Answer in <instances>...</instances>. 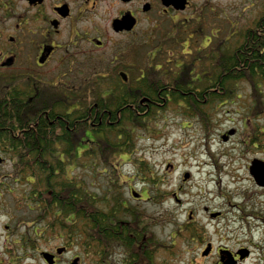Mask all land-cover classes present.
<instances>
[{
    "label": "flooded vegetation",
    "instance_id": "flooded-vegetation-1",
    "mask_svg": "<svg viewBox=\"0 0 264 264\" xmlns=\"http://www.w3.org/2000/svg\"><path fill=\"white\" fill-rule=\"evenodd\" d=\"M230 12H234L231 19ZM124 18L132 24L130 30H119ZM226 20L232 32L223 36L220 22ZM257 39L264 41V0H0V85L9 92L19 87L24 94L30 91L31 96L43 100L36 126L42 120L55 127L76 120L94 128L104 119L113 125L119 123V101L111 100L115 91L109 90L107 78L113 71L135 68L137 55H129L132 45L151 48V68L161 67L159 62L158 67L153 66L154 59L164 54L165 71L179 74V78L177 74L170 79L180 83L183 99L179 104L186 108L188 95L201 91L194 86L200 79L199 70L192 68L188 80L184 65L190 57L197 54L201 64L210 53L217 59L221 44L232 58L236 44ZM129 57L132 65L126 61ZM217 66L214 63L212 70L217 71ZM26 71L57 72L42 81L45 78L38 72ZM73 71L97 72L76 84ZM85 86L96 92L90 101L87 97V109L75 99ZM213 91L214 95L218 92L216 88ZM59 103L67 115L57 108ZM115 103L117 106L105 108ZM191 103L213 106V112L220 106L216 99ZM168 104L171 98L161 92L152 107ZM195 122L201 125L205 142L202 157L206 159L201 166L211 170L200 179L184 172L175 190L172 180L165 181L167 214L176 215L172 208L176 203L181 215L179 222H174L176 228L171 229L172 246L184 252L186 264H264V109L257 117H240L238 126L231 121L234 124L224 130H220L218 116L207 118L210 127L203 128L199 118ZM167 168L173 165L168 163ZM52 193L48 190L49 196ZM54 202L52 212L59 217ZM38 208L41 210L33 215L36 220L32 225H4L0 264H104L76 239L68 219L62 228L50 220L39 225V217L51 212L47 214L41 204ZM236 232L247 234L245 243L233 238ZM154 260L143 264H158Z\"/></svg>",
    "mask_w": 264,
    "mask_h": 264
},
{
    "label": "trees",
    "instance_id": "trees-1",
    "mask_svg": "<svg viewBox=\"0 0 264 264\" xmlns=\"http://www.w3.org/2000/svg\"><path fill=\"white\" fill-rule=\"evenodd\" d=\"M260 51H264V41L260 39L245 41L235 45L234 57L231 58L230 51L220 44L217 59L211 53L203 57L202 66L204 67L203 61H208V71L200 65L201 61L197 59V54L190 57L184 65L188 80L191 81L192 68L200 71L197 77L202 79L194 82L195 89L201 91L188 95L186 108L179 104L183 99L180 83L170 79L178 73L165 71L168 66L164 54L160 58L162 65L159 69L146 65L140 68L125 67L126 71H113L114 74L107 78V85L109 90L113 88L112 91H115L111 95V100L119 101V123L111 125L108 119H104L101 124L96 123L94 128L88 122L79 123L76 120L61 123L57 127L42 120L36 126L37 118L43 109L41 108L43 100L31 96L30 91L24 94L19 87L9 92L0 85V154L7 161L12 162L13 181L17 183L16 181L22 180L24 182L22 187L29 188L30 191L26 194L31 205L37 208L36 211L41 210L38 208L41 204L45 210H48L47 214L51 212L50 215L40 216L38 224L50 220L57 222L62 228L66 226L68 219L76 230V239L100 260H106L119 243L131 253L132 259L140 260L139 262L145 259L152 260L153 253L161 245L154 236L147 243L141 235H137L140 230H145L142 214L126 208V201L119 196L118 181L111 183L114 194L109 192L102 197H96L95 194L88 193L86 187L73 178L74 174L71 178L66 177V159L67 162L84 159L90 151L100 161L99 166L103 167L104 172L113 168L114 163L111 161L117 153H133L136 130L145 129L144 125L148 123L146 119L155 118L157 111L168 108L167 105L152 107L161 92L162 95L171 98L173 107L179 110L178 115L195 120L199 118L203 128L210 127L206 120L210 116L215 117L213 106H198L191 102L216 99L221 105L226 100L238 98L237 87L243 81L250 83L253 88L264 91V53L261 54ZM196 63L199 65L197 66ZM214 63H218L217 71L212 70ZM123 74L127 77L126 81ZM100 81L101 79L99 84ZM214 88L218 90L216 95ZM188 91H191L190 86ZM87 97L88 101L96 97V92L88 86L75 95V99L86 109ZM259 97L264 101L263 93ZM144 98L149 99L147 104L141 103ZM116 103L105 105V108L115 107ZM58 106L57 108L62 112L64 105L59 103ZM263 109V103L252 107L251 116L261 115ZM63 114L67 115L66 112ZM115 117L116 115L113 116L114 120H117ZM88 129L91 130L88 135L95 133L101 137L95 148L84 151L79 157L76 153L79 152L80 144L90 142L85 133ZM77 163L82 165L81 162ZM139 171L146 174L144 182L149 186L150 199L156 203L164 202L166 193L163 178L152 172L151 167L144 162H140ZM42 181L49 185L46 187L38 185ZM1 187L3 184L0 182ZM48 190L53 191L52 197L49 196ZM64 198L66 199L63 201ZM54 201H57L55 209L59 208V217L52 212ZM122 211L125 212L124 216L131 215L132 221L123 219ZM131 233L134 236L130 235ZM146 243L148 250L141 247Z\"/></svg>",
    "mask_w": 264,
    "mask_h": 264
},
{
    "label": "rangeland",
    "instance_id": "rangeland-1",
    "mask_svg": "<svg viewBox=\"0 0 264 264\" xmlns=\"http://www.w3.org/2000/svg\"><path fill=\"white\" fill-rule=\"evenodd\" d=\"M252 12L256 14V9H252ZM234 12H230L231 16ZM243 23V21H242ZM221 32L223 36H228L232 29L229 26L228 21L220 22ZM140 45H132L129 55L136 57L135 68L147 65L148 56L152 57L150 53V47L145 45L140 48ZM224 46V45H223ZM150 48V49H149ZM149 52V55H148ZM157 57L154 59L156 63ZM160 63V60H157ZM203 69L209 67L208 61H203ZM35 72L41 74L45 79L42 81H48L54 73L57 71H26ZM72 77L75 78L74 82L81 83L84 80H80L89 77V73L97 71H73ZM99 74V71L98 73ZM41 76V77H42ZM42 77V78H43ZM237 95L238 98H233L225 103L221 104L215 111V117L218 116L220 120V130H224L228 125H233L231 121L240 125V117H251V108L261 105L264 101L259 97L261 93L264 94L262 89L253 88V86L243 81L238 84ZM220 104V103H219ZM178 108L175 109L172 105L165 109L157 111L155 118H147L145 129H137L135 134V146L133 153H117L115 158L111 161L114 163L113 168L104 172L103 167L99 166L100 161L94 157V154L89 151L86 158L78 160L66 159L65 170L66 177L71 178L74 174V179L78 180L81 185H84L87 192L95 194L96 197H102L109 192L114 194L111 183L118 181L119 183V196L126 201L128 210L140 212L143 217L145 230H140L139 234L143 237V240L148 243V235L154 234L156 240L160 243L161 247L155 253L154 262L158 264H186V255L179 247H174L171 234L176 228L174 222H179L181 218L179 214L180 208L175 204H172V208L176 209V215L168 213V204L156 203L149 199V186L144 182L146 174L139 171L140 162H144L151 167L152 172L158 174L164 181H171L172 188L175 190V184L180 181L184 172H191L196 179L204 177L211 169L202 167L201 162L204 161L202 157V145L204 142L203 135L200 134L201 127L189 117L180 116ZM90 142L80 144L76 154L81 157V153L86 150H91L98 145L100 135L87 134ZM95 143V144H93ZM215 147V146H214ZM91 148V149H90ZM0 157L5 159L3 164H0V181L3 182V187L0 188V245L4 242L5 229L4 225L10 224L15 226L21 222H28L33 224L32 217L35 208L29 201V196L26 194L30 191L29 188H23L22 180L16 181L12 179L14 176L11 172L13 165L12 162L7 161L3 155ZM62 161L64 157L62 156ZM77 162H81L82 165ZM168 163L173 165L172 169H167ZM177 180V181H176ZM137 192L141 195L143 200L135 199L133 192ZM152 195V194H151ZM153 196V195H152ZM25 198V199H24ZM66 198L63 199V201ZM222 203V202H220ZM32 209V210H31ZM122 211L123 219L132 221L131 215H125ZM171 220L173 221L171 223ZM142 222V221H141ZM173 226V227H172ZM177 229H179L177 227ZM143 231V232H141ZM130 235H133L131 233ZM134 236V235H133ZM228 239H232L231 235L227 236ZM233 238L238 243H245L248 239L247 234L236 232ZM146 243V244H147ZM148 245V244H147ZM147 249V248H144ZM148 250V249H147ZM138 254V253H137ZM136 254V255H137ZM131 253L127 252L123 244L119 243V246L112 251L111 255L107 256L104 264H122V261L131 260ZM146 260V259H145ZM145 260H137L139 264H143Z\"/></svg>",
    "mask_w": 264,
    "mask_h": 264
},
{
    "label": "water",
    "instance_id": "water-1",
    "mask_svg": "<svg viewBox=\"0 0 264 264\" xmlns=\"http://www.w3.org/2000/svg\"><path fill=\"white\" fill-rule=\"evenodd\" d=\"M132 28V24L129 23V20L127 18H124L122 21H119V30H123V29H127L130 30ZM126 79V78H125ZM144 102V101H143ZM232 133V132H231ZM2 162V160L0 159V163ZM187 177V176H186ZM258 181H260V179L257 178ZM134 196L137 198L139 197L138 194L134 193Z\"/></svg>",
    "mask_w": 264,
    "mask_h": 264
}]
</instances>
